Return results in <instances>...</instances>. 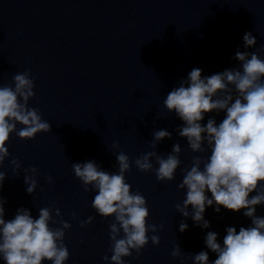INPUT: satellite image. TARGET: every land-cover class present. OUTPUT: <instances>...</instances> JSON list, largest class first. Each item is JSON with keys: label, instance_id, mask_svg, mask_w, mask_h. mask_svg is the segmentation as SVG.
Returning a JSON list of instances; mask_svg holds the SVG:
<instances>
[{"label": "water", "instance_id": "obj_1", "mask_svg": "<svg viewBox=\"0 0 264 264\" xmlns=\"http://www.w3.org/2000/svg\"><path fill=\"white\" fill-rule=\"evenodd\" d=\"M246 32L257 41L249 51L264 48V0H0V86L30 71L34 97L29 106L51 125L50 132L32 140L11 135L7 142L10 155L0 166L6 173L0 190L6 218L20 207L35 217L39 208L54 204L60 219L71 224L64 240L66 264H104L103 257L111 255L110 220L92 209L94 194L83 190L72 164L94 160L115 171L116 153L123 151L134 161L152 150V133L166 128L172 138L156 151L166 155L179 143L181 168L189 166L195 154L178 137L175 129L182 121L164 109L163 99L193 68L208 76L238 67L234 56L243 50ZM216 119L219 123L223 113ZM113 143L119 148L113 150ZM12 159L21 164L19 176H14ZM32 167L38 187L29 195L23 170ZM126 180L145 197L147 222L159 228L160 243L153 246L149 240L125 264H181V258L208 251V230L222 240L228 226L239 231L250 223L243 210L216 213L209 207L210 229L201 230L189 218L181 233L183 217L175 210L185 195L177 190L179 169L173 181L158 183L154 171L140 172L133 164ZM257 214L264 215V206ZM89 216L93 222L81 227ZM177 245L181 258L171 256ZM209 259L215 254L209 252ZM183 264L191 260L184 258Z\"/></svg>", "mask_w": 264, "mask_h": 264}, {"label": "clouds", "instance_id": "obj_2", "mask_svg": "<svg viewBox=\"0 0 264 264\" xmlns=\"http://www.w3.org/2000/svg\"><path fill=\"white\" fill-rule=\"evenodd\" d=\"M242 39L243 50L237 49L234 56L238 67L208 76H202L201 68H193L163 99L164 109L182 121L175 129L178 137L195 154L189 166L181 168L179 143H174L166 155L156 151L157 145L172 138L166 128L152 133V150L134 161L123 151L116 153L115 171L105 170L94 160L72 164L83 190L94 194L92 209L110 220L111 255L103 257L104 264H125V258L133 252L139 256L149 240L153 246L160 243L155 234L159 228L147 222L145 197L132 191L126 180L133 164L140 172L154 171L158 183L173 181L180 170L182 181L177 190L185 195L175 210L183 217L178 229L181 233L188 229L185 221L189 218L201 230L210 229L205 219L209 207L216 213L222 208L233 213L243 210L242 215L250 221L239 231L228 226L222 240L218 232L208 230L204 237L208 251L184 257L191 264H264V215L257 214V208L264 206V48L249 51L257 43L250 32ZM33 97L30 71L18 72L11 84L0 86V166L10 155L7 142L11 135L32 140L50 132V123L38 109L29 106ZM221 113L223 119L218 123L216 116ZM118 148L117 143L112 144L113 150ZM10 163L14 176H19L21 164L16 159ZM23 173L26 192L32 195L38 187L37 169H24ZM5 179L6 173L0 171V190ZM46 179L52 183L51 176ZM6 203L0 197V264H66L69 250L64 240L71 224L60 219L59 208L54 204L41 207L34 217L30 209L20 207L6 218ZM93 220L89 216L80 226ZM209 252L216 259L210 261ZM171 256L182 257L180 245L173 248Z\"/></svg>", "mask_w": 264, "mask_h": 264}]
</instances>
